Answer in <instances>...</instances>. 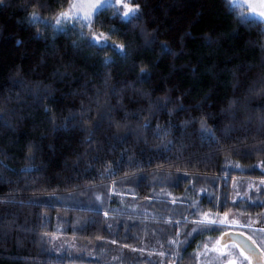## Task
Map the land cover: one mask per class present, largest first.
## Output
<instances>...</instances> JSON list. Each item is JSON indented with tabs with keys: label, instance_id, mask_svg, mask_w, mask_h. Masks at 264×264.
Instances as JSON below:
<instances>
[{
	"label": "trees",
	"instance_id": "obj_1",
	"mask_svg": "<svg viewBox=\"0 0 264 264\" xmlns=\"http://www.w3.org/2000/svg\"><path fill=\"white\" fill-rule=\"evenodd\" d=\"M138 4L101 21L126 58L54 32L62 0L0 4V264H196L223 231L185 218L264 213V25L228 0Z\"/></svg>",
	"mask_w": 264,
	"mask_h": 264
},
{
	"label": "snow or ice",
	"instance_id": "obj_2",
	"mask_svg": "<svg viewBox=\"0 0 264 264\" xmlns=\"http://www.w3.org/2000/svg\"><path fill=\"white\" fill-rule=\"evenodd\" d=\"M3 3L4 0H0V4ZM259 7L261 10L257 11V7L248 3V0H231L230 3V11L232 12H238L240 9H250L247 14L245 12L240 13L245 26L252 21H255L259 25H264V2ZM109 11H111L114 17L126 25L133 24L141 18L138 0H71L70 3L69 0H62L61 10L51 17L48 26L54 32H66L68 29H71L78 32L81 38L85 39L90 46L96 48L98 51L105 52L113 49L118 55L126 58L127 52L125 46L123 44H116L112 39L117 29L109 28L107 31L100 30L102 18ZM42 20L43 17L33 10L29 17V23L36 25ZM51 21H54V23ZM111 23H115V21H111ZM17 43L19 44L21 42L17 41ZM110 59L105 58L106 65L110 63ZM141 71L143 72L144 70L142 69ZM107 118L108 114L106 113L100 121H97V126L101 125L103 120ZM144 127L147 128L149 125L145 124ZM201 130L204 134L211 135L213 139L215 138L214 133L211 132V129L207 128L205 123L201 124ZM167 131V129L162 130L157 126L156 134L163 136ZM94 136L95 132L89 130V142L92 141ZM118 139L122 138L118 137ZM166 150L170 149H167L166 146ZM176 180L177 182H181L183 177H177ZM171 202L176 203L177 201L173 199ZM192 207H196V204H193ZM185 220L187 223L194 225L188 232L189 236L198 232L203 233L212 230L223 231V234L216 239H210L207 243L203 244V250L196 253L194 259L199 260L201 256H207L209 253H213V259L218 264H254V262L255 264H264V248H261L253 240L252 236H248L246 241L231 239V236L234 234L231 232V229L236 227H252L255 221L240 224L235 218L230 219L227 213L220 216L210 211L198 213V218L195 220L187 221V218ZM175 223L180 224V221H175ZM256 231L264 234V227ZM239 235H243V233ZM261 239L264 242V236ZM248 241H251V244ZM171 243L175 244L176 241H172ZM163 254L160 253V255Z\"/></svg>",
	"mask_w": 264,
	"mask_h": 264
},
{
	"label": "rangeland",
	"instance_id": "obj_3",
	"mask_svg": "<svg viewBox=\"0 0 264 264\" xmlns=\"http://www.w3.org/2000/svg\"><path fill=\"white\" fill-rule=\"evenodd\" d=\"M228 2L231 3V0H228ZM262 2H264V0H248V3H250V4H252L253 6H256V7H257V11L261 10L259 6H260V4H261ZM248 11H250V9H240V11H238V13H239V15H240L241 12H245V14H247ZM260 187H261L262 189H264V185H261ZM258 197H259V196H258ZM262 198H263V197H262ZM235 214H239V215H241V216L246 217V214L243 213V212H240V211H238V212L235 213ZM238 221H239V222H243V221H242V218H239ZM222 233H223V232H221L220 235H221ZM260 234H261L260 232H258V233H252V237H253V238H258V236H261ZM220 235H219V236H220ZM219 236H218V237H219ZM207 239H209V238L206 237V238L203 240L204 243L198 244V246L195 247V248H197V249L195 250L196 252H201V251L203 250V249H202V245L205 244V243H207V242L209 241V240H207ZM214 239H216V238H212V240H214ZM206 240H207V241H206ZM213 256H214L213 253H209L207 256H201V257H200V260H198V262H197L196 264H218V262L215 261V260L213 259Z\"/></svg>",
	"mask_w": 264,
	"mask_h": 264
},
{
	"label": "flooded vegetation",
	"instance_id": "obj_4",
	"mask_svg": "<svg viewBox=\"0 0 264 264\" xmlns=\"http://www.w3.org/2000/svg\"><path fill=\"white\" fill-rule=\"evenodd\" d=\"M253 221H255V223L252 224V227H237V229H235L234 231L231 230V232L237 234L243 233L245 237L252 236V233H258V231L256 230L264 227V213L262 215H257L256 219ZM260 235L261 236H258V238H252L256 241L257 244L260 245L261 248H264V242H262L261 239L264 234L261 233Z\"/></svg>",
	"mask_w": 264,
	"mask_h": 264
},
{
	"label": "water",
	"instance_id": "obj_5",
	"mask_svg": "<svg viewBox=\"0 0 264 264\" xmlns=\"http://www.w3.org/2000/svg\"><path fill=\"white\" fill-rule=\"evenodd\" d=\"M231 239L232 240H238V241H246L247 240V237H245L244 235H239L237 233H234L232 236H231ZM249 244H251V241H248ZM255 264V262H254Z\"/></svg>",
	"mask_w": 264,
	"mask_h": 264
}]
</instances>
